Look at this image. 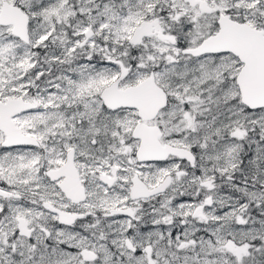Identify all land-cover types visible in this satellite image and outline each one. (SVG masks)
<instances>
[{
	"label": "snow or ice",
	"instance_id": "6c2138e0",
	"mask_svg": "<svg viewBox=\"0 0 264 264\" xmlns=\"http://www.w3.org/2000/svg\"><path fill=\"white\" fill-rule=\"evenodd\" d=\"M0 264H264V0H0Z\"/></svg>",
	"mask_w": 264,
	"mask_h": 264
}]
</instances>
